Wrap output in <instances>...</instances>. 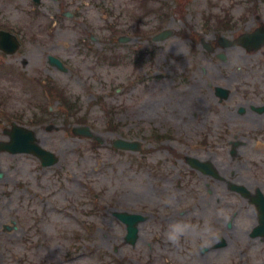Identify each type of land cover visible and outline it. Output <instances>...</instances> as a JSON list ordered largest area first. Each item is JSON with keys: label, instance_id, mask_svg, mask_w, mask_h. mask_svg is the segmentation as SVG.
Segmentation results:
<instances>
[{"label": "rangeland", "instance_id": "obj_1", "mask_svg": "<svg viewBox=\"0 0 264 264\" xmlns=\"http://www.w3.org/2000/svg\"><path fill=\"white\" fill-rule=\"evenodd\" d=\"M139 1L143 2L61 0L59 9H53L56 5L51 3L52 9L44 8L43 14L62 16L67 11L81 10V16L76 20L61 18L62 22L57 28L52 25L48 28L43 19L25 18L30 35L36 38L44 36L37 46L30 43L27 60L35 56L39 60L45 53L44 56L58 54L72 61L67 73L57 72L45 64L42 76H53L54 82L62 90H67L66 96L76 100V122H44V125L37 123L35 126L41 136L47 137L42 139L46 148L58 154L56 166L43 168L36 158L29 155L0 156V172L4 174V179L0 181V264H38L40 251L36 217L43 196L50 197V200L55 197L58 205H62L56 206L55 210L59 211L66 204L88 205L96 195H105L109 200L108 212L87 218L89 223L99 226L97 229H102L98 231V237L93 235L92 240L87 241V247H92L94 251L103 248L109 254L106 260H117L120 256V261L126 264H264L243 262L242 257L236 256L235 247L232 248L233 262H228L229 257L217 262L216 251L202 253L203 248L212 244L215 235L201 234L196 230L192 211L198 204L199 190L186 183V171L176 165L178 161L176 158L174 161V156L168 155L167 150L183 148L187 140L183 134L184 122L171 121L164 116L165 112H161L166 110L165 99L175 97L174 93H170L169 86L173 89L181 86L192 88V85L200 82H226L225 78L217 75V71L212 70L217 67L215 56L211 59L208 54L203 55L204 50L196 47L190 39L182 42L178 32L184 28V24L195 17L205 19L213 16L219 19L229 14L245 29L255 17V12L250 11L252 3L261 1L147 0L145 5L139 4ZM97 2L100 5L94 7ZM101 5L106 7V13L110 11L109 20H112L113 14L119 17V23L115 22L113 28L105 29ZM143 7L150 8L148 11L151 14L147 17ZM263 8L264 3L258 9ZM246 17L249 18L247 23L240 22ZM261 18L264 19V14H261ZM168 29L175 31L173 37L152 42V36ZM50 34L53 40L48 39ZM77 36H96L92 44L103 53V59L91 53L92 49L87 46L75 47ZM119 36L132 37V42L119 44ZM101 38H107V42L103 43ZM139 48L155 51L153 62L149 63L146 59L144 65L145 68L151 67L155 80L145 87L135 85L137 76L146 77L147 73L145 68L137 67L134 53ZM194 51H198V54ZM226 51L236 55L244 50L233 47ZM42 61L45 62V59ZM36 64L39 63L22 66L24 72L19 75L1 71L0 113L5 115L8 107L13 111L26 107L35 111L31 106L34 99L45 100L42 94L34 97L31 86L24 85L33 83V77L39 75L35 70ZM181 73L188 79L184 85L180 82ZM16 80L20 82L18 85ZM28 116L32 115L28 113ZM158 122L163 127L173 125L168 130L164 128L166 132H161L165 138L156 141L148 128H154ZM26 123L31 124V121ZM48 124L54 125V132L45 131ZM85 125L92 128L95 139L76 137L70 131L75 126ZM117 139L140 141L145 150H117L113 146ZM89 189H92V196ZM186 198L187 207L183 203ZM126 201L130 204H126ZM131 203H135V206ZM118 209L141 212L146 217L141 226V239L135 247L124 243L125 227L112 215ZM186 210L191 212L183 216L182 212ZM61 218L69 222L68 217ZM56 219L57 216L54 222ZM10 221H15L19 227L12 235L2 232ZM70 222L72 230H63L73 232L77 228ZM62 245L61 242L56 245L61 255ZM60 259L63 262L62 256Z\"/></svg>", "mask_w": 264, "mask_h": 264}, {"label": "flooded vegetation", "instance_id": "obj_2", "mask_svg": "<svg viewBox=\"0 0 264 264\" xmlns=\"http://www.w3.org/2000/svg\"><path fill=\"white\" fill-rule=\"evenodd\" d=\"M260 1L252 3L250 11L255 12V17L245 29H242L236 19L226 15L222 19L212 18L213 16L205 19L195 17L184 24V28L178 32L182 42L190 39L196 47L204 50L203 55L208 54L211 59L215 56L217 67L212 70L217 71V75L225 78L226 82H200L192 85V88L181 86L175 88L177 90L174 98L170 96L164 101L169 107L166 116L184 122L183 134L187 139L192 143V139H199L195 146L188 142L184 144L180 150V166L186 171V183L199 190V200L193 207L192 214L195 217L192 221L199 233L215 235L208 252L216 251L217 262L227 257L228 262H232L234 247L236 252L240 251L245 256V262H264V37L255 41L253 36L259 31L264 34V19L261 18L264 8L258 9L264 0ZM51 3L56 5L53 9H59L61 0H39L38 3L35 0H0V41H5L6 37L9 40L8 48H12V42L17 45V49L11 54L0 46V73L7 71L18 74L24 72L22 66L28 67L32 63H39L35 67L38 74L45 70V64L57 72H62L58 67H54L56 63H52L53 57L61 62L64 69L70 71V58L65 59L58 54L44 56L43 53L39 60L36 56L30 60L26 57L30 43L37 46L41 39L44 40L43 35L36 38L28 33L26 17L43 19L47 25L53 23L56 28L62 22L60 15L43 14L44 8L52 9ZM99 5L97 2L94 7ZM100 8L105 29L114 26L119 17L113 14L112 20H109L110 11L106 13L107 9L103 5ZM79 11H71L69 20L78 19L81 16ZM145 15L148 16L146 13ZM248 20L246 17L240 22L245 24ZM174 33L175 31H172L173 36ZM51 36L52 34L48 39L53 40ZM135 36L139 40L137 35ZM77 37L75 47L87 46L92 49L91 53L103 59V53L97 51L92 44L96 36ZM244 40L245 45L242 43ZM101 41L106 43L107 38H101ZM117 42L120 44V39ZM129 42H132V39ZM257 42H261V45L255 50L254 45ZM233 47H241L244 51L231 55L226 50ZM136 52L143 54L144 61L147 59L149 63L155 54L151 48H139ZM193 53L198 54V51ZM42 59H45V62ZM145 69L151 73V67ZM180 75V82L184 85L188 79L182 73ZM154 80L146 73V77L139 75L136 78L135 85L145 87ZM16 83L18 84L17 81ZM168 89L170 93L175 90L170 86ZM173 101L177 103L173 105ZM31 115L30 118L35 119L37 123L69 122L74 117L72 111L65 106L64 110L51 109L47 115H43L38 106L37 112ZM11 128L12 126L10 129H3L6 137ZM35 134L38 143L45 146L42 139L47 137L41 136L40 133L38 135L37 132ZM125 203L130 204L127 201ZM183 203L186 207L189 205L187 198ZM131 204L135 206V203ZM107 205L108 203L102 201L95 210L107 211ZM56 206L62 205H58L55 197L50 200V197L43 196L40 200L37 218L40 251L38 264H105L95 262L91 254L87 257V262H73L76 255H70L68 249L75 243V239L71 237L70 231L63 229L71 230L70 221L74 223L78 213L77 207L80 206L66 204L59 208V211L55 210ZM89 206L90 209H87ZM80 210L79 214L82 216L91 217L94 210L92 200ZM190 212L183 211L182 215L188 216ZM62 216L66 219L68 217L69 222L63 220ZM145 221L146 218L143 223ZM140 239L138 237V240ZM60 242L63 243L62 255L56 248ZM46 258L52 259L53 262H45ZM57 258L59 259L55 260Z\"/></svg>", "mask_w": 264, "mask_h": 264}, {"label": "water", "instance_id": "obj_3", "mask_svg": "<svg viewBox=\"0 0 264 264\" xmlns=\"http://www.w3.org/2000/svg\"><path fill=\"white\" fill-rule=\"evenodd\" d=\"M115 146L123 149H136L138 147L137 143H131L123 140H118L115 142ZM2 149H6L5 147H2ZM137 235V228L133 225H130L129 228V234H128V240L131 242L135 241Z\"/></svg>", "mask_w": 264, "mask_h": 264}]
</instances>
